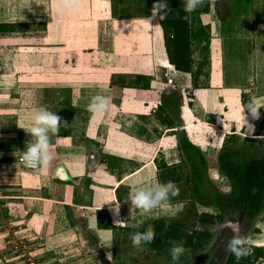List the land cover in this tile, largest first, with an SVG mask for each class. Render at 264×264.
Returning a JSON list of instances; mask_svg holds the SVG:
<instances>
[{
	"label": "crops",
	"instance_id": "obj_1",
	"mask_svg": "<svg viewBox=\"0 0 264 264\" xmlns=\"http://www.w3.org/2000/svg\"><path fill=\"white\" fill-rule=\"evenodd\" d=\"M155 2L73 0L57 15L54 0H0V23L44 24L39 31L0 34V264L11 257L14 240L37 264H95L94 249L115 252L145 223L164 220L160 214L175 220L190 202L186 194L149 213L129 214L130 202L124 201L157 180L184 188L189 170L175 134L181 129L205 158L207 177L214 171L222 176L216 155L225 145L237 149L246 140V150L255 146L253 157L264 155V146L254 144L260 123L244 112V124L240 112V96L250 91L264 113V0H206L198 19L209 27L208 78L206 88L194 90L190 74L175 70L166 53L180 67L179 59L199 58L186 0H167L163 19L152 14ZM83 26L93 30L90 50L67 52L64 43L74 36H64ZM53 27L66 34L48 48L47 29ZM32 40L43 48L35 50ZM34 57L42 67L27 62ZM126 75L147 76L150 89H120L111 82ZM163 85L183 97L175 105V132L154 115ZM95 96L108 103L93 116L87 106ZM41 107L66 123L59 138L49 133V166L27 173L17 158L32 139L27 129Z\"/></svg>",
	"mask_w": 264,
	"mask_h": 264
},
{
	"label": "trees",
	"instance_id": "obj_2",
	"mask_svg": "<svg viewBox=\"0 0 264 264\" xmlns=\"http://www.w3.org/2000/svg\"><path fill=\"white\" fill-rule=\"evenodd\" d=\"M207 8H197L196 11L190 13V31L189 37L192 40H196L199 43V58L197 61L192 59H179L181 62L180 67L176 64L169 53H167V59L169 64L177 71H184L190 74L191 88L200 89L206 88V80L208 78L207 66L208 61V45H209V27L207 25L202 26L198 19V14L206 12ZM44 24L42 22L37 23H0V34L7 33H25L39 31L43 29ZM168 36V35H167ZM164 35V46L168 49L165 40L168 38ZM188 44L186 45V47ZM113 84L118 88L129 89H141L149 90L150 83L149 78L145 75H126L121 77H115ZM182 95L179 91L172 90L170 87L163 85L160 94V104L155 109L154 115L162 124L165 125L167 132H173L174 127H179V123L175 121L176 108L175 105L182 100ZM189 98V97H188ZM251 98V92L248 91L240 96L241 102L247 104ZM68 101V100H67ZM69 104V103H67ZM246 114L247 111H245ZM264 124V113H260L258 120H252L251 123ZM175 132V131H174ZM178 133V135H177ZM176 145L180 154L182 162L188 167L189 172L186 175L184 188L179 189L180 197L188 195L189 201H193L207 208H212L216 212L215 215L208 213H200L197 217L199 223L212 225L219 223L222 218V214L233 211H240L244 217L248 220H253L264 211V155L260 157L252 156L253 145H249L248 150L245 149L246 140H242L241 146L231 148L229 146L222 147L216 155L217 169L223 176L225 182L228 185V191L225 194L218 193L212 188L208 182L207 166L203 155L192 146L186 139L184 131L181 129L177 131ZM225 144H227L225 142ZM253 144V143H252ZM254 144L263 145L264 141L255 140ZM231 145V144H229ZM165 167V165H164ZM178 181V178L176 179ZM204 199L205 201L203 202ZM185 217L175 220H155L145 223L138 230L132 232H143L151 225L156 232V239L150 245H143L146 249L153 251L158 256H164L169 258V264H172L171 256L169 253L170 240H184L185 246L191 251L180 258V264H189L191 255L199 250H202L212 237V233L208 230L200 232L190 231L184 232L183 227L185 223ZM165 225H168L165 230ZM131 233V234H132ZM130 234V236H131ZM89 238V243H92V237ZM130 238V237H129ZM131 241V239H130ZM249 248V247H248ZM251 253L240 259H236L235 256H227L223 264H257L256 261L262 256L263 249L261 247H250ZM95 256V264H112L106 255L97 249L93 250ZM171 262V263H170Z\"/></svg>",
	"mask_w": 264,
	"mask_h": 264
},
{
	"label": "clouds",
	"instance_id": "obj_3",
	"mask_svg": "<svg viewBox=\"0 0 264 264\" xmlns=\"http://www.w3.org/2000/svg\"><path fill=\"white\" fill-rule=\"evenodd\" d=\"M206 0H186L184 10L186 13H192L197 8L202 7ZM54 3L58 5L56 12L57 15H62L63 11L70 7L73 0H54ZM169 12L167 0H156L152 6L153 16L160 15L163 19ZM187 18V17H186ZM108 98L104 96H95L92 98L91 103L87 106V110L93 114V116L101 115L107 108ZM260 102L251 97L247 104L241 102L240 112L241 119L244 124L247 123L246 117L242 115L245 111L250 115L252 120H258L260 118L261 109ZM66 122L56 112H52L47 108L41 107L34 111L30 127L27 129V134L32 138L27 142V146L21 152V160L25 167L34 170L46 169L52 159L50 153L51 137L49 133L56 135L59 138L58 133L60 128ZM254 131V125H249ZM24 130V129H23ZM179 195V188L177 185L169 180L165 183H161L157 180L154 184L148 187H139L133 191L130 196L124 201L130 202L129 214L134 213L136 210H143L145 213L152 212L158 208L170 207L171 198ZM117 210L119 205L116 206ZM168 225H165V230ZM233 235L227 240V252L229 255H233L236 259L246 257L251 253V249L246 246V239L240 235L238 224L232 228ZM131 242L135 247H141L143 245H150L156 239L155 229L149 225L143 232H135L130 236ZM214 242V241H213ZM169 253L171 256L172 264H180V258L190 253V249L185 246L184 240H170ZM110 257V254H109Z\"/></svg>",
	"mask_w": 264,
	"mask_h": 264
},
{
	"label": "rangeland",
	"instance_id": "obj_4",
	"mask_svg": "<svg viewBox=\"0 0 264 264\" xmlns=\"http://www.w3.org/2000/svg\"><path fill=\"white\" fill-rule=\"evenodd\" d=\"M64 31L65 32H63V35L66 34V30ZM47 32H48V45L47 46L48 48H55L56 42L60 43L55 37H59L57 35H60L61 37L62 35L61 30H57L55 27H53V28H48ZM91 32H93L92 29H89L83 26L81 28L79 27L78 29H75V31H73V34L71 35L66 34L64 36L65 39H68L69 37L74 36L70 40V42L64 43V45L66 46L67 52L68 51L74 52L76 50L79 54L87 53V50L89 51L91 48V46H89L90 44L87 42L88 39L91 38ZM32 41H33L32 43L37 44V40H32ZM37 45L35 46V50L37 49L38 51V48L42 46L39 44ZM19 47L24 51L23 46H19ZM36 58L34 57L35 61H27V62H29V64L31 62L32 63L31 66L33 67L34 66L37 68L42 67L41 59L39 58L36 59ZM20 62H23L22 66L26 65L24 64L25 63L24 60H21ZM80 65L81 67L83 66L82 60H80ZM46 92L50 96H55L54 91H46ZM210 161H213V160L211 159ZM208 182L210 183L212 188L215 189L218 193H221V194L227 193L228 186L224 178L222 176H219V174H217L215 171L208 173ZM182 197L176 196L174 197V199L178 200ZM202 200L203 202L205 201L204 199ZM182 209H181L182 211H180L179 213L177 212V214L175 215L176 217L175 219H182L185 217L186 224L183 227L184 232H190V231L200 232L203 230H208L212 233L214 231L217 223L208 225L204 223L203 224L199 223L197 221V217L200 213L214 214L216 212L214 209L204 207L193 201H190L187 206L183 205ZM156 213H155V217L157 216ZM168 215L170 216L171 214H168V213L160 214V216H163L161 219H164L166 221L168 219L172 220L173 218H168ZM240 235L246 239L247 247L250 248L253 246V247H261L263 249L262 256L256 261V263L264 264V211L259 216H257L255 219L245 221V223H243V227L240 232ZM215 250H216V246H213L211 249V252H214ZM104 254L106 255V257L110 260L112 264H169L168 257L158 256L153 251H150L142 246L135 247L133 246L132 242H130V240L126 244H122L120 246V249L116 250L115 252H109V253H104ZM109 254H110V257H109Z\"/></svg>",
	"mask_w": 264,
	"mask_h": 264
},
{
	"label": "flooded vegetation",
	"instance_id": "obj_5",
	"mask_svg": "<svg viewBox=\"0 0 264 264\" xmlns=\"http://www.w3.org/2000/svg\"><path fill=\"white\" fill-rule=\"evenodd\" d=\"M216 213L212 214L215 215ZM240 211L227 212L222 214L221 221L216 224L212 237L208 241L207 245L199 251L194 252L189 260V264H206L211 259H216L217 264H223L228 256L227 252V240L233 235V225L239 227V233L242 230L243 223L247 221ZM214 241V242H213ZM213 246H216V250L211 252ZM199 252L200 254L196 253Z\"/></svg>",
	"mask_w": 264,
	"mask_h": 264
},
{
	"label": "built area",
	"instance_id": "obj_6",
	"mask_svg": "<svg viewBox=\"0 0 264 264\" xmlns=\"http://www.w3.org/2000/svg\"><path fill=\"white\" fill-rule=\"evenodd\" d=\"M256 139L260 141H264V124L260 125L259 131L256 135ZM17 164L21 168V170L27 172V173H35L38 170H34L31 168H27L24 166L21 160V156L17 158ZM25 250V244L20 240H14L9 243V253L11 257L6 261V264H37L33 259L26 256L24 253Z\"/></svg>",
	"mask_w": 264,
	"mask_h": 264
},
{
	"label": "water",
	"instance_id": "obj_7",
	"mask_svg": "<svg viewBox=\"0 0 264 264\" xmlns=\"http://www.w3.org/2000/svg\"><path fill=\"white\" fill-rule=\"evenodd\" d=\"M236 226H237V225H233V228L236 227ZM197 254H200V253L197 252L196 255H197ZM215 261H216V259H211V258H210V259L207 261L206 264H217V263H216L217 261H216V262H215Z\"/></svg>",
	"mask_w": 264,
	"mask_h": 264
}]
</instances>
